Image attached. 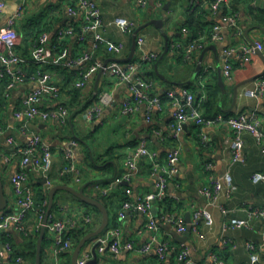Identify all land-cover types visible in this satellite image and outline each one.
Returning <instances> with one entry per match:
<instances>
[{"label":"crops","instance_id":"1","mask_svg":"<svg viewBox=\"0 0 264 264\" xmlns=\"http://www.w3.org/2000/svg\"><path fill=\"white\" fill-rule=\"evenodd\" d=\"M0 2L4 4V9L0 13V22L6 24L7 20L15 15L21 0H0ZM166 2L167 0H148L147 8L140 9L135 0H97L104 22L110 23L115 18L124 17L137 24V28L131 34H125L115 26L109 27L105 32L107 43H125L126 50L119 59L129 56L137 29L152 20L162 18ZM201 2L204 3L203 0H172L168 19L164 22L162 30L151 25L137 34L136 41L142 38L143 43L137 44L134 59L146 53L158 54V59L140 73L155 84L156 94L164 95L168 89L184 86L193 88L194 92L199 91V86L206 83L205 78L200 77L203 71L207 74L216 72L218 81L217 60L219 59L223 66L226 51L232 48L238 50L256 41L264 44V27H258L253 23L254 17L264 16V0H231L230 9L222 8L216 13L212 12L208 5L203 4L204 10L201 13L200 22H203L204 26L199 33V37H204L203 49L187 62H180L179 53H177L179 49L173 48V44H179L180 49L184 50L192 39H196L184 26L188 23L187 11L194 9ZM73 4L75 0L26 1L23 15L15 25L21 38L17 47L21 57L32 62L34 39L27 35L32 34L36 26H41L48 28L47 32L53 40L58 31L71 20L67 14V8ZM230 11L238 13L243 33L241 36H237L235 29L226 27L223 22V18ZM216 25L223 27L222 41L211 40L212 30ZM164 33L169 35V50L158 62L165 51ZM66 43L69 51L68 58L81 56L91 47L89 42L87 46L79 47L81 48L79 49L75 38L68 39ZM212 46L216 47L215 51L210 49L206 52L201 73L193 79L201 53ZM52 55L56 56L55 53ZM96 56L98 60L104 62L115 59L112 54L107 53L106 48L99 51ZM230 59L233 63V77L230 81L224 79L227 94L222 102L221 112L232 109L229 113L234 116L238 113L248 115L256 113L261 120L260 130L264 134V93L258 90L259 83L264 80V51L257 52L244 65L238 61L236 55L231 56ZM156 63H158L157 67ZM55 69L56 75L49 84V88L60 87V95L54 98L47 94L41 100L39 107L44 111L54 110L60 105L68 107L70 116L66 123L58 119L38 118L26 123V129H23L25 123L15 117V112L23 107L25 96L37 87V82L31 79L36 70L32 63L25 68L29 76L25 83L19 84L8 95H6V84L0 88V124L4 128V132L0 134V176L8 201L5 211L13 206L14 191L11 178L20 166V157H13L11 162H6L5 157L10 156L15 146H26L32 135L38 134L53 153V165L50 172L52 187L65 185L77 191L83 188L86 195L103 203L109 213L108 230L117 229L122 241L140 246L155 239L156 243H167L172 249L163 261L158 259L155 250L146 255L135 253L111 255L108 252L100 253L96 249V239H94L85 245L79 258L84 250H89L98 264H180L176 254L183 248H187L193 264H251L252 253H256L260 264H264V219L254 218L249 227L226 228L233 218L247 219L249 211L264 207V183L254 184L252 181L253 173H264L263 145L258 144L254 136L249 133L244 134V161L234 163L230 149L234 134L228 125L219 124L205 129L204 132L209 139L206 146L201 142L200 128L192 123L185 125L178 138H174L170 128L174 120L173 108L168 99L163 101V111L153 112L150 120H147L143 107L135 114L125 115L122 113V104L130 97V90L126 84H117L115 79L103 74L98 90L95 91L99 74V71H96L90 74L84 88H78L76 82L79 78L75 75V70L73 72L53 67V70ZM152 72L155 76L151 74ZM236 87H238L237 99L232 106ZM76 91H78L77 94ZM105 93L112 94L110 104L100 101V97ZM95 104L101 106V113L94 119H89L86 116L87 110ZM157 132L162 133L163 137ZM10 138L14 139V144L9 143ZM143 142L162 158H165L171 148L180 147L182 150L179 175L168 188L169 195L177 198V200L172 199L175 201L172 212L168 211L161 202L155 203L151 210V215L157 223V230L148 226L149 217L140 211H128L124 218L119 217V211L125 200L134 201L154 190L155 178L151 176V163L146 158L139 161V171L130 182L114 184L116 178L123 177L128 172V159ZM67 148L73 150L77 165L81 169L80 182H77L75 178L62 177L59 174L64 166V151ZM209 163L212 165L211 170L205 168ZM226 175H230L234 187L230 192L225 183ZM210 177H214L223 185L222 191L212 203L201 193V189L208 184ZM30 178L36 193V204L40 198H45L49 205V191L43 184V180L37 178L34 173H31ZM111 185L112 188H109L107 196H103L97 189L108 188ZM127 190L130 193H127ZM54 202L57 204V210L51 214L54 217L77 218L81 213H90L94 217L92 232L101 224V212H97L96 207L92 205L88 207L70 192L58 191ZM42 203L44 204V201ZM195 210L203 211V215L189 232L187 242L181 243L180 237L187 235L188 231L178 232L174 224L166 222L165 217L173 215L187 225L186 217L189 213L193 224ZM38 220L39 214L35 211L31 212L27 218V224L33 227ZM6 234L10 235L15 253H23L26 249L25 240H28L26 238L29 236H24L13 229ZM72 242L74 246V241ZM249 244L254 245V251L249 249ZM75 248L58 258L61 264H73ZM2 252L4 259L8 261L7 253L4 249ZM20 257L21 264H32L31 258ZM55 261L53 234L48 230L44 243V264H55ZM9 264L15 263L10 261Z\"/></svg>","mask_w":264,"mask_h":264},{"label":"built area","instance_id":"2","mask_svg":"<svg viewBox=\"0 0 264 264\" xmlns=\"http://www.w3.org/2000/svg\"><path fill=\"white\" fill-rule=\"evenodd\" d=\"M27 0H21L20 5L6 24L0 22V88L3 84L7 85V93L15 89L19 84L25 83L29 76L25 70L32 63L35 66V73L31 79L37 82V87L28 93L23 100V107L15 112V117L26 123L35 119L49 120L58 119L62 123H66L70 116L68 107L60 105L54 110L44 111L39 107L41 100L47 95L58 98L60 95V87L53 86L49 88L53 77L56 75L55 68H64L70 71H76L75 75L79 78L76 82L78 88H84L90 78V74L103 70L104 75H109L115 79L117 84H126L130 90V97L125 99L122 104V113L125 115L135 114L141 107L144 108L147 120H150L153 112H162L164 103L162 94L155 93V84L141 76L146 66L151 65L158 59L156 53L142 54L139 58L129 62L111 61L105 66L104 61L98 60L97 54L102 49L112 54L115 59H119L126 50L124 42L107 43L105 40V32L109 27L115 26L125 34H131L137 28L135 21L124 17L115 18L112 22L106 23L101 18L100 7L97 0H75V4L67 8V14L71 20L58 31L56 37L51 40L49 32L42 33L38 40L33 42L32 62L25 60L18 53L17 47L20 44V35L15 29L17 20L23 15L24 5ZM231 0H203V4L208 5L214 13L222 8L230 9ZM137 7L146 9L148 0H135ZM202 3V2H201ZM200 4V3H199ZM4 9V4L0 2V13ZM226 27L235 29L236 35L241 36L242 29L239 24L238 13L228 12L223 18ZM221 25H216L212 30V41H222L223 37ZM75 38L77 46L84 47L90 42V50L81 56L68 58V46L66 41ZM138 45L143 43V39L136 41ZM204 37L192 39L185 47L186 59H191L196 53L203 49ZM173 48L180 49L179 44H173ZM81 49V48H79ZM264 51V44L256 41L252 45L245 46L241 49H229L226 51V57L222 66L223 78L227 81L233 77V63L231 56L236 55L238 61L242 65L248 63L251 57L257 52ZM56 54V56L52 54ZM52 55V56H51ZM54 56V57H53ZM204 88V84H201ZM193 89V88H192ZM191 87L184 86L181 88L168 89L165 93L166 98L170 101L173 108V123L170 125L173 131L172 137L178 138L183 132L185 125L192 123L200 128L199 136L204 146L208 145L209 139L204 132L205 129L213 128L219 124H226L232 130L234 138L230 143L232 161L234 163L243 162L244 150V134L249 133L254 136L256 142L263 145L264 150V134L260 130L261 120L255 113L252 115L238 113L230 118H225L222 113L217 114L214 118H206L203 116L201 105L206 100V95L202 94L198 99ZM258 90L264 93V80L258 85ZM112 94L105 93L100 97V101L105 104L112 102ZM101 106L95 104L87 110L86 116L94 119L101 113ZM4 132L3 126L0 124V134ZM163 137L162 133L157 132ZM10 144H14V139H9ZM20 157L19 170L12 176L11 184L14 191V203L12 208L0 213V264H9L10 261L15 264H21L22 258L16 257L13 247L10 243H3L2 236L8 231H14L24 236L36 235L41 232L44 224V213L39 215L37 224L29 227L27 218L31 212L36 210V193L31 185V173L40 180H46L45 187L49 191L52 187L50 172L53 165V153L51 148L43 141L38 134H33L28 144L24 147L15 146L10 156L5 157L6 162H11L12 158ZM146 158L150 161L151 176L155 178L154 190L143 197L136 200L127 199L122 203L119 211V217L124 218L128 211H140L149 217L148 226L157 230V223L151 215L152 207L155 203L165 199H174L168 193L169 184L176 179L180 172V163L182 158V150L180 147L171 148L165 158L151 151L146 144L141 143L134 151L133 155L128 159V172L123 177L116 178L114 184L122 182H130L131 179L139 171V161ZM64 166L60 169L59 174L62 177L75 178L77 182L81 181L82 173L78 167L75 155L71 148L64 151ZM207 170L212 169L209 163L205 167ZM225 183L230 192L234 187L230 175H226ZM254 184L264 183V173L255 172L252 175ZM109 188H97L103 196H107ZM223 185L214 177H210L208 184L202 189L201 193L207 197L211 203L214 202L219 193L222 191ZM130 193L129 190L126 191ZM48 204L47 201L44 203ZM226 213V211H224ZM203 215V211L195 210L191 227L195 226L197 221ZM264 219V207L249 211L247 219L233 218L227 227L244 228L249 227L254 218ZM167 223L174 224L180 233L187 232V225L183 220L176 219L173 215L165 217ZM94 222L92 214L81 213L79 217L66 216L63 218L54 217L50 214L46 228L53 234V254L55 256V264H61L58 258L65 252L73 249V242L68 237L71 230L81 231L87 229ZM249 249L254 251L253 244L248 245ZM2 249L8 255V261L3 257ZM96 249L100 253L108 252L111 255H121L123 253H135L138 255L149 254L152 250L156 251L157 257L163 261L172 251L167 243H156L155 239L150 240L144 245H135L131 242H124L120 238L117 229L106 230L96 239ZM176 259L180 264H193L190 259L189 251L183 248L176 254ZM213 259L217 262L216 258ZM89 250H84L77 261V264H98ZM251 264H260L259 257L256 253L251 254Z\"/></svg>","mask_w":264,"mask_h":264},{"label":"trees","instance_id":"3","mask_svg":"<svg viewBox=\"0 0 264 264\" xmlns=\"http://www.w3.org/2000/svg\"><path fill=\"white\" fill-rule=\"evenodd\" d=\"M202 6H203V3H200L199 5L194 7V9L187 11L188 12V16H187L188 23L184 26V28H186L195 38H199V36H200L199 33L201 31V28L204 26L203 22H200V20L202 19L201 13L204 10V8ZM253 23H255L254 25H257L258 27H264V16L254 17ZM47 30H48V28L46 29V28H43L41 26H36L35 29L33 30V33L29 34L27 36L33 37V39H34L33 41H35V40H38L39 36L42 33L46 32ZM177 53H179L178 57H179L180 62L184 63V62L188 61V59H186L185 51L183 49H179ZM151 74L155 76L154 72H152ZM201 76L203 78H205L206 83L204 85V88H202L200 85L199 91L197 90L196 92H194V94L197 98V102H198V99H200V96L202 94L206 95V100L201 105L203 116L206 118H214L219 113H222L225 116V118H230V117L234 116L232 113L221 112V108L219 107V98H220L222 92H221V89L218 85L216 72H212L210 74H207L203 71L200 74V77ZM77 93H78V91H76V94ZM162 100L167 101L165 94L162 95ZM46 200L47 199H45V198H43V199L40 198L38 203L36 204L37 206H36L35 212H37L39 215H43L47 211L48 204L45 205L42 203L43 201L45 203ZM161 203L166 206L168 211L172 212L173 205L175 204V201L167 198V199L161 201ZM84 204L87 205L88 207L91 206L90 204H87L85 202H84ZM55 210H57L56 202H54L53 208H52L50 214H52ZM95 210L97 212H99L98 209L95 208ZM108 229H109V227L106 230H108ZM45 232L46 233H45L44 240H43L40 264H44V243H45V239L47 238L48 228H46ZM90 232H92V225H90L85 230H81V231L71 230V231H69L68 237L74 241L73 248H75L78 245V243L81 241V239L83 237H85ZM39 235H40V232L38 234H36L34 237L29 236L28 238H26V239H28V240H25L26 249L23 250V253H16L15 256L16 257L22 256L25 258L27 257L29 259L31 258L32 264H36L37 241H38ZM9 236L10 235H8V234H4L2 236V242L3 243H10L12 245V240ZM97 238H95V239H97ZM12 247H13V245H12Z\"/></svg>","mask_w":264,"mask_h":264},{"label":"water","instance_id":"4","mask_svg":"<svg viewBox=\"0 0 264 264\" xmlns=\"http://www.w3.org/2000/svg\"><path fill=\"white\" fill-rule=\"evenodd\" d=\"M171 2L172 0H167V2L165 3L164 7H163V11H162V18L161 19H158V20H152L146 24H144L143 26H141L139 29L136 30L135 32V35L133 37V43H132V47H131V51H130V54L127 58H124V59H112V60H115V61H119V62H129L131 60L134 59L135 57V54H136V48H137V42H136V37H137V34L147 28L148 26H151V25H154L157 29H160L162 30L164 28V22L168 19V12L170 10V6H171ZM263 8H264V3H263ZM164 38H165V51L163 53V55L161 56V58L159 59L158 62H160L165 56L166 54L168 53V50H169V35L164 33L163 34ZM213 50L215 51L216 47L212 46L210 47L209 49H205L202 53H201V56H200V59H199V63L197 65V68H196V71H195V74L193 76V79H195L197 77V75H199L201 73V70H202V64H203V60H204V57H205V54L208 50ZM108 62L105 63V66L107 65ZM156 67L158 66V63H156L155 65ZM217 74H218V85L221 89V92H222V96H221V102H220V108L222 107V102L227 94V90H226V83H225V80L223 78V73H222V65H221V62L220 60L218 59L217 60ZM103 76V70H101L98 74V77H97V81H96V85H95V91L98 90V86H99V82L101 80ZM162 79L163 77L160 76ZM237 88L236 87L234 89V95H233V105H235V101L237 99ZM233 108V107H232ZM224 113H229L232 111V109H229V110H222ZM46 183V180L43 181V184ZM58 191H67V192H70L71 194L75 195L77 198H79L80 200H82L83 202L87 203V204H90L94 207H96L97 209H99V211L101 212L102 214V221H101V224L99 225V227L91 232V233H88L85 237H83L81 239V241L78 243V245L76 246L74 252H73V264H77V261H78V258H79V255L82 251V249L85 247V245L94 240L95 238L99 237L100 235H102L105 230L109 227V213H108V210L106 208V206L101 203L99 200L91 197V196H88L84 193V189H80L79 191L73 189L72 187H69V186H65V185H58V186H55V187H51L50 190H49V205H48V209L46 211V214H45V217H44V220H43V228L40 232V237H39V240H38V243H37V255H36V264H40V261H41V252H42V242H43V238H44V235H45V231H46V225L48 223V219H49V216H50V213H51V210L53 208V204H54V199H55V195ZM7 204H8V201H7V197L5 196V192H4V185H3V181L1 179V176H0V212L1 211H4L7 207ZM186 221H187V235H185L184 237H180V242L181 243H186L187 242V239H188V235H189V232L191 231L192 227H191V219H190V214L188 213L187 214V217H186ZM96 261V260H95ZM93 262L89 263V264H93Z\"/></svg>","mask_w":264,"mask_h":264}]
</instances>
